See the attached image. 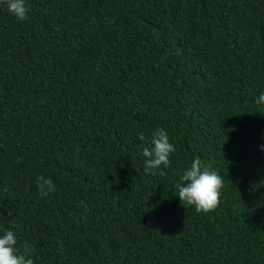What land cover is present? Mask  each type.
<instances>
[{
  "label": "trees",
  "instance_id": "obj_1",
  "mask_svg": "<svg viewBox=\"0 0 264 264\" xmlns=\"http://www.w3.org/2000/svg\"><path fill=\"white\" fill-rule=\"evenodd\" d=\"M27 4L0 0V237L35 264H264V0ZM160 128L176 151L146 170ZM197 157L208 213L176 195Z\"/></svg>",
  "mask_w": 264,
  "mask_h": 264
},
{
  "label": "clouds",
  "instance_id": "obj_2",
  "mask_svg": "<svg viewBox=\"0 0 264 264\" xmlns=\"http://www.w3.org/2000/svg\"><path fill=\"white\" fill-rule=\"evenodd\" d=\"M8 11L19 20L28 18L29 6L27 0H6ZM256 103L264 104V93L256 99ZM138 139L145 140V134L140 132ZM152 147L142 145V156L145 158V169L156 170L163 166L167 169L170 164V156L176 151L169 140L168 132L160 128L152 134ZM264 148V145L261 146ZM161 175L164 171L161 170ZM182 183L178 184L177 196L184 207L194 206L197 212L208 213L215 210L221 197V190L224 187V180L217 171L213 170L210 163L195 158L189 169L181 176ZM42 196H48L53 188L51 178L41 175L35 181ZM18 241L13 231H7L0 237V264H35L32 258L33 249L24 244V250L18 248Z\"/></svg>",
  "mask_w": 264,
  "mask_h": 264
}]
</instances>
